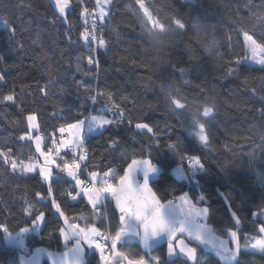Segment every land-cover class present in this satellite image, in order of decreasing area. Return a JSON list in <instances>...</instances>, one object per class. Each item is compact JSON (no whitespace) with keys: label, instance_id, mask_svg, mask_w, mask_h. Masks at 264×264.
<instances>
[{"label":"trees","instance_id":"trees-1","mask_svg":"<svg viewBox=\"0 0 264 264\" xmlns=\"http://www.w3.org/2000/svg\"><path fill=\"white\" fill-rule=\"evenodd\" d=\"M70 4L71 31L52 0H0V73L5 76L0 98L12 94L15 100L0 102V264H20L37 248L62 252L73 245L78 238L63 243V217L105 231L96 209L84 197L70 196L77 188L66 174L55 168V176L45 181L39 170L21 171L39 156L32 140L21 139L29 132L28 116L37 115L44 146L53 149L60 127L102 106L101 96L91 104L97 92L111 95L126 119L88 134V174L110 173L115 182L133 160H151L161 168L151 182L160 200L188 193L195 204L209 208L208 222L217 236L238 232L242 248L234 264H264V252L247 248L264 227V65L242 62L237 68L235 63L246 54L243 32L264 46V0H110L103 19L97 0ZM149 16L164 31L156 30ZM87 18L97 21L96 45L102 38L104 49L93 52L84 43ZM89 55L98 59V68L88 65ZM205 107L212 108L209 116L203 115ZM192 118L204 124L207 143L199 139ZM137 124H148L152 132ZM170 143L198 156L204 167L182 162ZM178 168L186 178L177 176ZM108 207L112 232L120 222L111 217L113 205ZM41 212L40 232L25 236L27 252L4 242L5 232L31 226ZM188 242L196 247L197 264H223L212 249ZM122 249L131 259L145 255L134 241L122 243ZM166 249L161 243L153 253L165 259ZM87 262L102 264L88 248ZM173 262L190 264L176 256L166 264Z\"/></svg>","mask_w":264,"mask_h":264},{"label":"snow or ice","instance_id":"snow-or-ice-1","mask_svg":"<svg viewBox=\"0 0 264 264\" xmlns=\"http://www.w3.org/2000/svg\"><path fill=\"white\" fill-rule=\"evenodd\" d=\"M99 2V0H98ZM54 3L58 9L60 17L64 20L66 24H69V31H71V25L68 21V11L70 9V0H54ZM88 9H84V13H86ZM84 13H81L83 15ZM103 13L101 15V19H103ZM177 24H180L177 21ZM183 27V25H180ZM95 27V23H93V28ZM10 31H14V29H10ZM83 41L85 44L91 47L93 52L96 51V47L100 49L105 48V42L101 38L99 40L98 45H96L97 37L94 32H89L86 28L85 31L81 34ZM70 39V37H68ZM247 40V37L245 36ZM257 47H259L260 52H264V47L255 46L254 44H250L251 54L254 56L257 52ZM3 59V56H0V60ZM247 57L237 60L235 63L237 68L240 63L244 62ZM79 58L77 60V64L79 65ZM88 65H94L98 68L99 61L93 55H89L87 57ZM261 64H264V60L260 61ZM237 68L235 69L237 71ZM231 71V70H230ZM5 81V76L0 73V82ZM80 87H85V85L81 82ZM43 92L44 89H41ZM45 97L47 93L45 92ZM103 97L100 107V113H97L96 110L93 112H88L87 114L81 112L78 113V117L74 123H68L66 126L60 127L59 131L63 133L64 131L72 132L75 130V139L65 141L63 144L64 148H70V153H66L65 155H71L73 160L71 162L65 160L63 165L56 164V161L51 159L48 154L42 153L45 156V167L42 168V174L44 176L45 181H50L52 179L51 169L47 166L49 163L56 164V167L60 170V172H66L67 176L75 180L77 186L83 185L84 181L81 180L77 176V170L79 169V163H76V159L83 160L85 156L77 157V149H83L84 142L83 136L85 133V124L87 127V132H93L97 129L103 131L109 125H120L126 119L124 116L123 110L120 108V105L117 104L111 97V95H105L102 92H97L96 95L90 96V101L92 105H96L98 103L97 97ZM264 99V97H262ZM15 102L14 95L8 94L4 95L0 98V102ZM177 107L184 108L185 106L181 104L178 100L173 101ZM212 112L211 107H205L203 109V115L209 116ZM102 113V114H101ZM35 117L29 116L28 120L33 121ZM186 120L183 121L185 123ZM192 122L199 126V139L203 143H207L209 137L204 134V124L200 122L198 118H192ZM131 123V121H128ZM31 127H35L34 124L30 125ZM136 128L138 129H148L149 132H152V128L149 127L148 124H137ZM155 135V133H153ZM24 139V137H21ZM37 149H39L40 145V137L36 138ZM52 143L55 145V140H52ZM115 143V142H114ZM173 152H176L177 155L180 156L182 162L187 161L188 166L190 167H204V163L201 162V159L198 156L194 155H186L178 150V145L174 143H170L167 146ZM59 152V148L54 149ZM63 159V158H62ZM11 163V161H9ZM138 166H143L145 171V176L149 172L155 171L151 161L149 159L144 160H133L132 164L129 165L128 173L120 177V183L118 186H114L112 184L107 183L108 173L104 174V177L101 178V183L104 185L102 187H84L82 192L86 195L87 200L92 204L93 208L99 207L103 211L100 213L101 226L105 228V232H101L99 228L93 226L91 229L88 228H80L79 226H73L69 224V233H75L78 236L80 245L85 248L88 245H92L94 249L98 250L99 258L103 262V264H110L112 257H118L126 261V264H166V262L160 256L150 257V259H145V255H148V252H145V255L139 256L136 259H129L127 254L122 251L117 250V246L121 244V237L125 233L126 226L129 221H139L142 229H143V242L144 247L147 248L148 241L153 237L162 232H167L168 236L166 239L167 249L166 255L171 257H185L188 261H191L192 264H197V255H196V247H190L184 243L183 240L180 241V247L177 252V249L174 247L173 241L176 239L178 233H187L194 241H199L201 237H206L209 241H216V236L212 233V231L207 227L206 224L201 223L200 221L205 220L209 214V208L207 206L204 207H196L194 205L189 206L188 208L180 207L179 210L183 213V219L179 225H172L164 219L162 215V208L165 205L161 202V200L157 197V194L154 193L153 189L149 186L148 182L145 181L141 187H137L134 185L131 177L135 173V170ZM17 165L12 163V168L15 170ZM21 171L31 172L33 168L31 166L27 168H21ZM91 178L93 181L97 179L98 174L96 172H92ZM115 174L113 173V178ZM51 190V189H49ZM75 199V197H73ZM182 201L186 200V196L180 197ZM204 198L202 197L201 200ZM115 203V210L111 213V217L119 219L120 227L117 229H112V232H108L109 225L106 223L108 220L106 213V206L111 205L112 202ZM80 203H83V198ZM173 206L178 208V206L174 203ZM57 211L59 208L57 207ZM63 215V213H61ZM44 218L43 213H39L34 219L37 223H40ZM67 220V218H65ZM5 231L9 229L7 227H3ZM61 232H65L63 228L60 229ZM260 231L264 232V227L260 229ZM231 236L235 239L237 236L236 231L231 232ZM103 239L105 243L99 242V239ZM132 240H125L124 244L131 243ZM219 246L227 253H229L233 259L236 257V251L229 249L224 242L220 241ZM108 247L109 255L105 254V248ZM254 247H258L259 251L264 252V240L258 242V245H254ZM238 250V247H237ZM174 264V262H173Z\"/></svg>","mask_w":264,"mask_h":264},{"label":"rangeland","instance_id":"rangeland-1","mask_svg":"<svg viewBox=\"0 0 264 264\" xmlns=\"http://www.w3.org/2000/svg\"><path fill=\"white\" fill-rule=\"evenodd\" d=\"M109 4H110L109 3V0H99L98 7H97V13H98L99 17H101L102 13L104 14L103 15V18L105 17V9H106V7ZM150 21H151V24L154 26V20H153V18L150 17ZM154 27L156 28V30L164 31V27L160 23H158V22H156V25ZM242 35H243V39H244V42H245V51H246V54H245L244 57H247V59L244 62L245 63H248V64H251V65H254V66H263L264 64H261L260 61L261 60H264V52H260L259 51V47H257V52L253 56L251 54L250 44H254L255 46H262V47H264V46L261 45V44H259L250 33L243 32ZM245 36L247 37V40L245 39ZM97 111H98V113H100V109H98ZM29 116H33V117H35V119L33 121H29L28 120V123H29V132L24 135V139H26V140H32L33 141V143L35 145V148H36V151L39 154V156L42 159V161H43L44 164H45V156L42 153L48 154V156L51 159H53V160L55 159L57 161V164H60L61 161L58 160L54 156V149H56V148L62 149L60 147V144L62 142H59L57 144L55 143V146H53V149L51 147L49 149H46L45 146H44V137L39 133V126H38V121H37V115L36 114H30ZM32 124H34L35 127H31L30 125H32ZM86 131H87V127H86V124H85V133H86ZM98 131H100V130L97 129V130H95L93 132H98ZM196 131H197V133L199 132V126L198 125H197V128H196ZM73 132L75 133V130H73L72 133ZM68 133H69V137L67 139H65L64 141L71 140L70 132L68 131ZM86 135L87 134H85L83 136V140H84V137ZM37 137H40L39 149H37V142H36V138ZM27 164H29V166H33V168L34 167H37L39 165H42L40 162H37V160L30 161ZM43 167H45V166H41L40 169H39V171L41 172V174H42V168ZM179 169L180 168H178L177 171H179ZM33 171H35V169H33ZM51 172H52V170H51ZM52 175H53V172H52ZM89 177L91 178L90 175H89ZM107 178L110 179V182H108V179H107V183L114 185V182H113L112 178L111 177H107ZM91 180H92V178H91ZM93 182H94L93 185L95 187H99V183L97 181H93ZM201 206H205V205H201ZM57 213H59L61 215V211L60 210L57 211ZM208 216H209V214H208ZM208 216L206 217L207 218L206 222H207V225H208L207 227L208 228L210 227V230L216 236L217 240L215 242L214 241H209L206 237H201L200 240L203 242V244H206V246L208 248H211L214 251V253L220 258V260L222 261L223 264H234L237 261V259L239 257L240 250L242 248V246L240 244L238 232L236 230H231V231H229V233H228L227 236H224V237L217 236L214 233V230H213L212 225L208 222ZM44 222H45V215H44L43 220L40 223H37V221L35 220L32 223L31 226H26L25 228H23L22 230H20V231H18L16 233L5 232L4 235H3L4 242L7 245L16 246L19 249H21L22 251L27 252L28 251V248H27L26 239H25L26 234H28L30 232L39 233L40 230H41V228L44 225ZM63 229L65 230V232H62V240H63V243L64 244H67L68 243V240L71 239V238H73L74 236L78 237L77 234H75V233H69V232H67V231H69V228H63ZM232 231H236L237 232V236H236L235 239L231 236V232ZM261 240H264V232H262V235L261 236L251 238V240L248 243L249 245H248L247 248L250 249V250H252V251L261 252V251H259V248L258 247H254V245H258V242L261 241ZM220 241L224 242V244L229 249H231L233 251H236V257H235V259H233L232 256L229 253L225 252L219 246V242ZM88 246L90 248L93 247L92 245H88ZM174 247H175V244H174ZM237 247H238V250H237Z\"/></svg>","mask_w":264,"mask_h":264},{"label":"crops","instance_id":"crops-1","mask_svg":"<svg viewBox=\"0 0 264 264\" xmlns=\"http://www.w3.org/2000/svg\"><path fill=\"white\" fill-rule=\"evenodd\" d=\"M54 2V0H52ZM98 1V0H97ZM109 3H110V0H109ZM55 4V3H54ZM56 6V5H55ZM109 6V5H108ZM70 7H71V4H70ZM101 131V130H100ZM99 132V131H98ZM89 133H97V132H87L86 131V134L88 135ZM70 137H71V140H74L75 139V133L73 132H70ZM65 141H62V143L60 144V147L65 150L66 148L63 147V144H64ZM39 155V154H38ZM38 162H40L42 165H39L37 167H34L31 166L33 169L35 170H39L41 166H45V164L43 163L42 159L40 158V156H38V158L36 159ZM55 160V159H54ZM138 161L140 160H144V159H136ZM56 161V160H55ZM151 161V160H150ZM153 167L155 168V171H152V172H149L147 174V176H145V171H144V167L143 166H138L137 169L135 170V173L132 175L131 179L134 183V185H136L137 187H141L143 185V183L145 181L148 182L149 186L152 188V185H151V182L152 180H154L155 178H157L160 174V171H161V168L154 164L152 161H151ZM56 164H57V161H56ZM56 164H51L49 163L47 166L52 170L53 172V175H52V178L55 176L54 175V169L56 168ZM132 162L129 164L131 165ZM25 168L26 167H29V164L25 165L24 166ZM128 170H129V166L127 167L126 171L123 173V175L127 174L128 173ZM178 173V177H181V178H186L187 177V174L186 172L183 170V169H179V171L177 172ZM98 174V173H97ZM180 174V175H179ZM122 175V176H123ZM91 176V175H90ZM110 173L108 174V177H110ZM104 175H100L98 174L97 176V179L95 181H97L99 183V187H102L104 186L102 183H101V178H103ZM72 179V178H71ZM73 180V179H72ZM74 181V186L77 188V191H76V195H75V198H78L80 196L84 197L86 200H87V197L86 195H84V193L82 192V188L79 186L76 185L75 183V180ZM120 183V177L118 178L117 181L114 182V186H118ZM97 187V188H99ZM153 189V188H152ZM154 191V190H153ZM155 193V191H154ZM182 196H186V200L185 201H182L180 199V197ZM158 197V196H157ZM159 198V197H158ZM87 202L90 204L91 207L92 204L87 200ZM161 202L165 205V207L162 208V215L164 216V219L166 220V222L176 226V225H179L180 222L182 221L183 219V213L179 210L180 207H183V208H188L189 206L191 205H194L196 207H204V206H201V205H198V204H195L190 196L188 195V193H185V194H182L180 196H178L177 198H172V199H169V200H166V201H162ZM174 202L178 208L174 207L173 206V203ZM112 205L113 207L115 208V203L114 201L112 202ZM96 209V208H94ZM64 218V228H69L68 224H71V225H74V226H79L80 228H88V229H91V227L95 226L97 228L100 229V231L102 232L103 230L97 226V225H91V226H88V227H85L83 225H80V224H77V223H73L71 222L70 220H65L66 217H63ZM207 218L205 220H202L200 221L201 223H204L207 225V222H206ZM208 226V225H207ZM210 229V227H209ZM143 229H142V226L140 224L139 221H129L127 226H126V229H125V233L122 235L121 237V244L124 243L125 240H129L131 239L132 241L134 242H137L141 249L144 251V252H148L149 254V258H146L145 259H150V257H154V256H159L155 253H153V249L158 246L159 244L161 243H166V239H167V236H168V233L167 232H162V233H159L158 235L156 236H153L149 241H148V246L147 248L144 247V242H143ZM180 238H185L187 241L190 240V241H193V242H197V243H200L201 245L205 246L206 248H208L206 246V244H203V242L201 240L199 241H194L190 236L187 235V233H178L177 234V237L176 239L173 241V244L176 243L177 239ZM73 238H78L76 236H74ZM167 245V244H166ZM88 250L89 251H95L99 254L98 250L94 249L93 247L90 248L89 246H87ZM176 248V246H175ZM211 249V248H209ZM117 250L118 251H123L122 247L120 245L117 246ZM175 257V256H174ZM174 257H171V258H174ZM129 259H131L130 257H128ZM167 256V258L163 259L165 262H167L168 259H171ZM101 261V260H100ZM101 263H103L101 261ZM110 264H126V261L123 260V259H120L118 257H112L111 261H110Z\"/></svg>","mask_w":264,"mask_h":264},{"label":"water","instance_id":"water-1","mask_svg":"<svg viewBox=\"0 0 264 264\" xmlns=\"http://www.w3.org/2000/svg\"><path fill=\"white\" fill-rule=\"evenodd\" d=\"M181 240L188 246L193 247L185 238H179L175 243L177 252ZM180 258L192 264V262L188 261L185 257L181 256ZM43 260H46L49 264H88L87 248L80 245L79 240L75 241L72 246L62 252H53L43 248H37L30 256L22 257L20 259V264H42Z\"/></svg>","mask_w":264,"mask_h":264},{"label":"built area","instance_id":"built-area-1","mask_svg":"<svg viewBox=\"0 0 264 264\" xmlns=\"http://www.w3.org/2000/svg\"><path fill=\"white\" fill-rule=\"evenodd\" d=\"M93 23H95V27L93 28ZM97 26H98V23H97V21H95L94 19H88L87 18V29H88V31L89 32H94L95 33V30H96V28H97ZM98 109H100V108H98ZM97 109V110H98ZM96 110V111H97ZM94 110H93V108L89 111V112H93ZM97 113H98V111H97ZM69 137V133H68V131L66 130V131H64L63 133H61L60 131L57 133V134H55V136H54V140H55V142H56V144L57 143H59V142H62V141H64L65 139H67ZM87 138H88V136L86 135L85 137H84V140H83V142H84V147H83V149H77V157H79V156H85V158H86V151H85V141L87 140ZM70 153V148H66L65 150H63V149H59V152L57 153V151H55L54 150V156L58 159V160H60L61 162H60V165H63V162L65 161V160H67V161H69V162H71L72 160H73V157L69 154V155H65L64 153ZM63 158V159H62ZM76 163H79V165H80V167H79V169L77 170V176L81 179V180H83L84 181V184L83 185H80V187L83 189L84 187H90V186H92L93 185V181L91 180V178L89 177V175H88V171H87V168L85 167V159H83V160H80V159H76ZM56 169H58L57 167H56ZM58 171L60 172V170L58 169ZM62 174H66L67 175V173L66 172H61ZM108 179V182H110V179L109 178H107ZM76 195V193L74 192V191H71V193H70V196L73 198L74 196ZM103 210L102 209H100L99 207H97L96 208V214H97V216L100 218V213L102 212ZM106 213H107V218H108V220L106 221V223L109 225V217H110V213H109V207H108V205L106 206ZM103 232H105V231H102V233ZM108 232H111L110 230H109V228H108ZM97 239H99V242H101V243H105V241L103 240V239H100V238H97ZM105 254L106 255H109V250H108V247H106L105 248Z\"/></svg>","mask_w":264,"mask_h":264},{"label":"clouds","instance_id":"clouds-1","mask_svg":"<svg viewBox=\"0 0 264 264\" xmlns=\"http://www.w3.org/2000/svg\"><path fill=\"white\" fill-rule=\"evenodd\" d=\"M160 40H161V42H163V38H162V36L160 37Z\"/></svg>","mask_w":264,"mask_h":264}]
</instances>
